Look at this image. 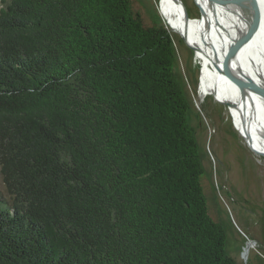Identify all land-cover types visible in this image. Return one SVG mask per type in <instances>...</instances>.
Here are the masks:
<instances>
[{
    "label": "trees",
    "instance_id": "1",
    "mask_svg": "<svg viewBox=\"0 0 264 264\" xmlns=\"http://www.w3.org/2000/svg\"><path fill=\"white\" fill-rule=\"evenodd\" d=\"M0 264H244L169 30L134 0H2Z\"/></svg>",
    "mask_w": 264,
    "mask_h": 264
},
{
    "label": "rangeland",
    "instance_id": "2",
    "mask_svg": "<svg viewBox=\"0 0 264 264\" xmlns=\"http://www.w3.org/2000/svg\"><path fill=\"white\" fill-rule=\"evenodd\" d=\"M169 2L177 16L184 17L185 6L190 18L201 17L198 0ZM134 5L147 23L163 26L172 35L176 68L190 100V120L206 169L205 189L215 194L229 236V252L244 264H264V156L248 144L224 97L213 86L214 67L208 61L205 68L189 27L178 24L176 30L164 23L165 17L172 23L177 20L167 13L163 0H134ZM3 188L0 172V192Z\"/></svg>",
    "mask_w": 264,
    "mask_h": 264
},
{
    "label": "bare ground",
    "instance_id": "3",
    "mask_svg": "<svg viewBox=\"0 0 264 264\" xmlns=\"http://www.w3.org/2000/svg\"><path fill=\"white\" fill-rule=\"evenodd\" d=\"M198 1L206 11V16L199 19L190 18V21L186 22L183 16H177L170 11L169 0H163L167 13L177 20L172 23L170 18L165 17L164 23L176 30L178 28L174 25L178 24H183V28L189 27L188 30L205 68L208 61L214 67L216 84L213 86L222 94L226 102L236 104L229 107L240 132L245 138L250 139L251 144L264 150V137L256 128L264 129V100L257 94L253 95L254 115L251 120L249 104L244 97L243 88L235 75L227 71L231 47L245 23V11L240 6V0ZM255 2L258 7V20L242 45L238 63L259 83L264 84V0H255ZM220 68L226 71H220Z\"/></svg>",
    "mask_w": 264,
    "mask_h": 264
},
{
    "label": "water",
    "instance_id": "4",
    "mask_svg": "<svg viewBox=\"0 0 264 264\" xmlns=\"http://www.w3.org/2000/svg\"><path fill=\"white\" fill-rule=\"evenodd\" d=\"M197 1V0H196ZM223 2L224 0H214ZM201 17L206 16V11L204 10L203 6L197 2ZM184 5V4H183ZM240 6L245 11V23L244 26L241 28L239 33L236 35V38L233 42L232 49L229 54V66L228 70L231 74L235 75L237 81L241 85L244 91V97L246 101H248L249 107L248 110L250 112L249 117L252 120L253 118V100L252 97L254 94H257L261 97V99L264 100V84L259 83L252 75L248 74L242 66L238 63L239 61V54L240 50L242 48V45L247 40L248 36H250V33L252 32L253 28L256 25V21L258 20V7L256 5L255 0H240ZM184 11V20L186 22L190 21V16L187 12V9L185 6H183ZM185 39V37H184ZM186 40V39H185ZM194 48V46H192ZM220 71H226L223 68H220ZM228 106L236 105L233 102H226ZM257 125V124H256ZM258 126V125H257ZM257 131L264 137V129H260L259 127H256ZM248 144L260 155L264 156V150L257 148L255 145L251 144L250 139L245 138ZM247 245L249 246V242H247Z\"/></svg>",
    "mask_w": 264,
    "mask_h": 264
}]
</instances>
